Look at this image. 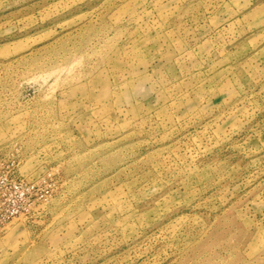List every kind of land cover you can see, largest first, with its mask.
Masks as SVG:
<instances>
[{
    "label": "rangeland",
    "instance_id": "rangeland-1",
    "mask_svg": "<svg viewBox=\"0 0 264 264\" xmlns=\"http://www.w3.org/2000/svg\"><path fill=\"white\" fill-rule=\"evenodd\" d=\"M0 264H264V0H0Z\"/></svg>",
    "mask_w": 264,
    "mask_h": 264
}]
</instances>
